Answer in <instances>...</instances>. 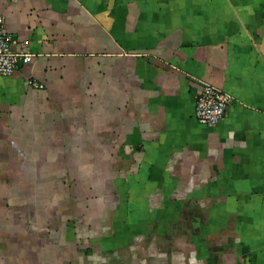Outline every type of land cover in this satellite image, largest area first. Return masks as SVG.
I'll return each instance as SVG.
<instances>
[{"label": "crops", "instance_id": "crops-1", "mask_svg": "<svg viewBox=\"0 0 264 264\" xmlns=\"http://www.w3.org/2000/svg\"><path fill=\"white\" fill-rule=\"evenodd\" d=\"M0 264H264V0H0ZM204 83L231 97L213 126Z\"/></svg>", "mask_w": 264, "mask_h": 264}, {"label": "built area", "instance_id": "built-area-1", "mask_svg": "<svg viewBox=\"0 0 264 264\" xmlns=\"http://www.w3.org/2000/svg\"><path fill=\"white\" fill-rule=\"evenodd\" d=\"M3 23L4 19L0 15V77L10 76L35 56V53L27 50H13L15 39L4 30ZM230 99V95L221 88L204 83L195 97V119L202 125H216L223 118Z\"/></svg>", "mask_w": 264, "mask_h": 264}]
</instances>
